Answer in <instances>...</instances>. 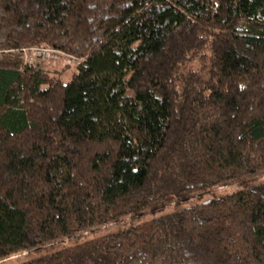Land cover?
I'll return each instance as SVG.
<instances>
[{"label": "trees", "instance_id": "1", "mask_svg": "<svg viewBox=\"0 0 264 264\" xmlns=\"http://www.w3.org/2000/svg\"><path fill=\"white\" fill-rule=\"evenodd\" d=\"M39 45L77 62L0 66V259L264 170V0H0ZM16 264H264V181Z\"/></svg>", "mask_w": 264, "mask_h": 264}, {"label": "rangeland", "instance_id": "2", "mask_svg": "<svg viewBox=\"0 0 264 264\" xmlns=\"http://www.w3.org/2000/svg\"><path fill=\"white\" fill-rule=\"evenodd\" d=\"M42 46V45H40ZM33 47V46H32ZM50 48V47H49ZM52 49V48H51ZM55 55L50 58H39L33 56L30 59V63H33L42 69L47 70L51 76L59 77L63 82H66L70 79L71 74L74 72V64H76V60L67 54L62 53L58 49H53ZM25 54L22 51H1L0 50V66H12V67H19L20 64L29 63L26 62L28 59H25ZM195 68H198V63H194ZM264 181V170L259 171L254 174H250L243 178L233 180L227 182L222 185H217L210 187L208 189H204L198 191L192 195H189L182 199H176L164 206L149 209L137 214H131L123 219H120L116 222L106 224L96 230L85 231L78 233L77 236L65 237L58 241L53 242L52 244H48L49 246H42L37 248L36 250H29V251H19L12 255L6 256L0 259V264H16L22 261L25 257H27L28 253L33 254H42L62 246L69 245L73 243L75 240L79 238V240L87 239L93 237L95 235L104 234L106 232H114L118 231L122 228L137 224L144 220H147L153 216H157L163 214L165 212L171 211L176 208L185 207L191 205L196 202H201L208 199H213L217 197H221L227 194H231L237 190L243 189L245 187L254 185L256 183ZM77 238V239H76Z\"/></svg>", "mask_w": 264, "mask_h": 264}, {"label": "built area", "instance_id": "3", "mask_svg": "<svg viewBox=\"0 0 264 264\" xmlns=\"http://www.w3.org/2000/svg\"><path fill=\"white\" fill-rule=\"evenodd\" d=\"M54 48H49L47 46H33V47H28V48H22V52L25 54V59H28L30 63V59L33 58V56L39 57V58H50L55 55V52L53 50Z\"/></svg>", "mask_w": 264, "mask_h": 264}]
</instances>
